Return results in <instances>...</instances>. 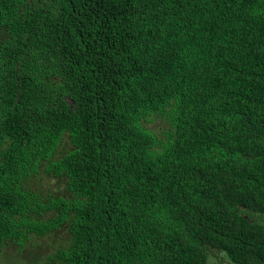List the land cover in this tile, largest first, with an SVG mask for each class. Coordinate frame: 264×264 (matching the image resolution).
<instances>
[{
	"label": "trees",
	"instance_id": "1",
	"mask_svg": "<svg viewBox=\"0 0 264 264\" xmlns=\"http://www.w3.org/2000/svg\"><path fill=\"white\" fill-rule=\"evenodd\" d=\"M63 229L27 257L264 264V0H0V258Z\"/></svg>",
	"mask_w": 264,
	"mask_h": 264
},
{
	"label": "rangeland",
	"instance_id": "2",
	"mask_svg": "<svg viewBox=\"0 0 264 264\" xmlns=\"http://www.w3.org/2000/svg\"><path fill=\"white\" fill-rule=\"evenodd\" d=\"M65 187L64 180L56 179L50 175H47L45 170H42L37 178L35 180H31L28 184V188L32 189L33 192L40 195V197L44 198V200H46L48 194H62L65 190ZM70 236L71 235L67 233V230L63 229L53 233L50 237L32 241L33 245L29 246L27 249L29 251L27 252L25 251L20 253L18 250H15V247L11 248V254L9 256L10 259L0 258V262H5L6 264H41V262L29 259V257H27V255H30L29 252L35 253L36 251L37 253H42L49 258L54 256L58 250L62 248H68L70 246ZM12 256L14 257L13 259H11Z\"/></svg>",
	"mask_w": 264,
	"mask_h": 264
}]
</instances>
